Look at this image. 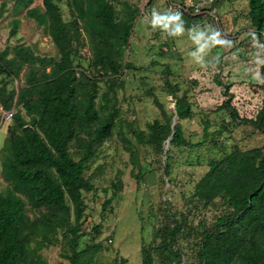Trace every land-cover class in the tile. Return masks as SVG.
<instances>
[{"label":"trees","instance_id":"1","mask_svg":"<svg viewBox=\"0 0 264 264\" xmlns=\"http://www.w3.org/2000/svg\"><path fill=\"white\" fill-rule=\"evenodd\" d=\"M34 1H2L12 2L14 14L23 9L27 18L43 26L57 55L39 56L24 45L13 47L11 57L9 48L0 50V106L15 110L0 149L1 176L7 182L5 190L0 189V264H47L40 251L58 241L60 255L69 264H103L95 258L102 248L100 243L80 248L86 223L83 192L95 189L85 170L99 145L113 135L116 110L109 104L110 92L115 84L123 86L118 77L128 65L123 59L134 18L118 16L114 6L118 0H69L70 21L63 20L54 0H42V9L39 5L30 7ZM247 2L252 25L263 29L264 0ZM179 19L185 27L195 26L190 16ZM19 24V18L12 19L11 35L17 33ZM83 34L90 50L87 71L77 70L73 63L83 46ZM212 40L214 37L208 41ZM24 65L28 67L25 84L17 92L7 88L4 78L18 77ZM260 72L264 77V63ZM215 81L221 85L218 75ZM99 82L107 87L100 95ZM231 85H225L226 98L217 110L226 108L234 122L264 135V95L254 116H240L232 104ZM165 87L173 94L177 118H189L192 107L186 94L177 96L178 86L169 81ZM153 102L164 116L162 104L156 97ZM171 125L169 120L154 119L146 123V134L136 130L135 136L138 140L146 137L147 143L160 150L170 136L171 145L185 144L180 124ZM208 127L205 122L203 134ZM72 145L78 158L70 151ZM207 165L194 184L192 199L208 203L221 198L231 210L200 232L198 264H230L235 259L243 264H264V141L246 150L235 148L210 159ZM164 174H169L168 164ZM110 187L116 192L122 181L117 179ZM109 202L105 200V205ZM26 205L38 215L29 216ZM182 224L175 220L174 226L165 227L163 246L142 244L141 263L154 264L153 252L162 248L173 255L167 264H182V252L174 247ZM124 263L126 259L121 258L119 264Z\"/></svg>","mask_w":264,"mask_h":264},{"label":"rangeland","instance_id":"2","mask_svg":"<svg viewBox=\"0 0 264 264\" xmlns=\"http://www.w3.org/2000/svg\"><path fill=\"white\" fill-rule=\"evenodd\" d=\"M2 1L0 50L9 48L11 57L13 47L24 45L36 55L55 57L56 48L46 29L27 18L25 10L14 14L12 2ZM54 1L63 20H72L69 0ZM36 5L42 9V0H35L30 7ZM218 5L220 13L225 11L220 15L222 32L228 37L224 45L214 40L205 44L206 33L210 31L204 26L185 27L180 19H170L165 0H118L114 5L119 17L134 18L123 59L129 66L118 77L123 86L115 84L110 92L109 104H114L116 110L113 135L99 145L97 155L85 170L95 189L83 192L86 223L85 235L80 240V248L95 242L101 244L95 258L103 264H119L121 258L126 259L124 264H142L141 245L163 246V231L174 226L175 220L183 223L174 243L175 249L182 252L181 263L198 264L200 232L211 228L219 216L231 209L221 198L208 203L192 199L195 182L207 170L210 159H218L235 148L261 146L264 141V135L255 128L234 122L226 108L217 110L226 98L223 91L229 83L232 84L229 91L234 95L232 104L240 116H254L264 95V77L260 72L264 40L253 32L248 2L219 0ZM141 11L145 19L139 15ZM13 18L20 19L15 35L10 33ZM211 32L208 36L212 38ZM81 39L83 46L73 63L77 70L87 71L89 44L85 34ZM27 72L24 65L18 77L4 78L7 88L17 92L25 84ZM215 75L221 85L215 81ZM166 81L178 86L177 96L185 93L191 102L189 118H177L174 97L165 87ZM99 86L100 95L107 87L104 82H99ZM154 97L162 104L164 116L154 104ZM96 102L100 104V99ZM4 111L7 110L0 106V116ZM21 112L24 114L23 109ZM154 119L179 123L186 143L167 146L165 142L160 150L147 143L146 137L138 140L135 131L146 134V123ZM205 122L209 124L206 135ZM11 123L0 124V149ZM70 151L78 158L73 145ZM167 164L169 174L165 175ZM117 179L122 181V187L113 192L110 186ZM6 187L0 171V189ZM107 199L110 202L105 205ZM26 207L29 216L38 215L37 210ZM167 251L156 249L154 264L169 263L173 255ZM60 252V241L40 251L47 264H69ZM230 264L243 263L235 259Z\"/></svg>","mask_w":264,"mask_h":264},{"label":"built area","instance_id":"3","mask_svg":"<svg viewBox=\"0 0 264 264\" xmlns=\"http://www.w3.org/2000/svg\"><path fill=\"white\" fill-rule=\"evenodd\" d=\"M167 3V15L173 21L179 19L181 16H190L195 26L201 25L210 31L206 34L210 35L213 31L214 41L220 45L227 43V34L224 31L222 32L220 15L223 14L219 12L218 3L219 0H165ZM218 5V6H217ZM142 14V18L145 19L143 12H139V15ZM253 32L257 36H260L264 40V28L261 30L254 29ZM205 38V44L211 37ZM15 112L14 108L4 111L0 116V124L10 123Z\"/></svg>","mask_w":264,"mask_h":264},{"label":"water","instance_id":"4","mask_svg":"<svg viewBox=\"0 0 264 264\" xmlns=\"http://www.w3.org/2000/svg\"><path fill=\"white\" fill-rule=\"evenodd\" d=\"M175 125H176V121H173V122H172V125H171L172 128H174ZM173 133H174V131L172 130L171 135H172ZM170 137H171V136H170ZM170 137L166 140V142H167V143H166L167 146L169 145ZM167 146H166V147H167Z\"/></svg>","mask_w":264,"mask_h":264},{"label":"crops","instance_id":"5","mask_svg":"<svg viewBox=\"0 0 264 264\" xmlns=\"http://www.w3.org/2000/svg\"><path fill=\"white\" fill-rule=\"evenodd\" d=\"M247 1V0H246ZM143 23V22H142ZM226 59V58H225ZM243 89V88H242ZM6 132H7V128H6Z\"/></svg>","mask_w":264,"mask_h":264}]
</instances>
